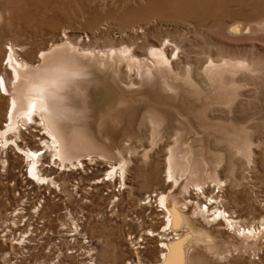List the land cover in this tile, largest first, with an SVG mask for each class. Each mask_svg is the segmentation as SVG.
I'll use <instances>...</instances> for the list:
<instances>
[{
    "label": "bare ground",
    "instance_id": "6f19581e",
    "mask_svg": "<svg viewBox=\"0 0 264 264\" xmlns=\"http://www.w3.org/2000/svg\"><path fill=\"white\" fill-rule=\"evenodd\" d=\"M69 1L60 10L61 0H0V264H75L69 250L83 237V264H264V56L193 57L187 40L257 33L264 0H113L123 6L108 15ZM76 9L88 26L109 17L121 28L68 30L84 17ZM66 46L73 52L57 54ZM166 68L176 93L161 88ZM119 74L137 86L118 85ZM102 78L116 86L115 102ZM138 112L145 142L133 160L106 127L120 134ZM119 214L139 241L128 229L129 256L107 261L88 234Z\"/></svg>",
    "mask_w": 264,
    "mask_h": 264
},
{
    "label": "rangeland",
    "instance_id": "374dc122",
    "mask_svg": "<svg viewBox=\"0 0 264 264\" xmlns=\"http://www.w3.org/2000/svg\"><path fill=\"white\" fill-rule=\"evenodd\" d=\"M20 1H22V0H20ZM64 1V2H63ZM67 1H69V0H61V5H59V9L60 10H62V8L61 7H64L65 5H68L69 4V2L70 3H72L71 1H69V2H67ZM82 2H84L83 0H81ZM115 1V0H114ZM113 0H92L91 2H90V0H88V2L87 1H85L86 2V5H87V3H91L90 5H95V6H98V8H97V10H99L98 12H100V13H106L107 15H108V11L113 7V9H118V5H120V9H121V7L123 6V5H121V4H119V3H115ZM131 1L132 0H130V3H131ZM66 2H67V4H66ZM94 2V3H93ZM21 3V2H20ZM93 3V4H92ZM62 4H63V6H62ZM89 4H88V6H89ZM74 7H77L78 8V5L77 4H74L73 5ZM94 6V7H95ZM116 6V7H115ZM115 7V8H114ZM58 9V10H59ZM104 9V10H103ZM77 10V9H76ZM78 10H80L79 12H83L82 10L83 9H78ZM78 10H77V12H78ZM85 11V10H84ZM121 11V10H120ZM122 11H123V9H122ZM121 11V12H122ZM93 12V11H92ZM117 12V11H116ZM121 12H119V10H118V12L117 13H121ZM82 15L84 16V17H81V21H74L71 25H69V29L68 30H80V31H82V32H84V33H86V34H88L89 33V36L91 37V35L93 34V32L95 31V30H99V29H101V28H105V29H108V28H110L111 30H110V32L112 31V28H113V31L111 32V33H114V34H116V32H118V30H120V28H121V26L119 25V22L117 21V23L114 21V20H112V22H111V19H109V17H106V18H103L102 20H100L98 23H96L94 26H88V24H87V21H86V18H85V13H82ZM108 19V20H107ZM109 21V22H108ZM137 22H135L134 24H136ZM110 26V27H109ZM113 26V27H112ZM119 26V27H118ZM112 27V28H111ZM260 27V26H259ZM262 28L261 29H259L258 28V31H257V33H251V34H247L248 32H249V30H246L245 31V37L244 36H235V37H233L232 39L231 38H229V39H227V38H225V39H222V41L221 42H217V41H214V39H187L189 42H190V46L191 47H195L194 48V51L195 52H193V57L194 56H197V54L198 55H200V54H204V52L205 53H207L209 50L211 51V52H214V53H226V54H228V53H232V54H234V55H240V56H246V55H248L249 53V55H255V56H258V55H260V56H264V26H261ZM117 29V30H116ZM115 31V32H114ZM260 31V33H258ZM49 33V35H48V33ZM46 33H47V35H48V37L49 36H51V29H48V30H46ZM238 33H240V32H238ZM115 36V35H114ZM248 39H247V38ZM241 38H243V39H241ZM246 38V39H245ZM106 39V37L105 38H101L100 40H98L97 41V43H96V46H97V44H98V46H97V48H99V46H100V50H105L106 49V47L108 46V44H105V43H107V41L105 40ZM165 41H168V40H170V41H173V42H178L180 39H164ZM176 40V41H175ZM224 40V41H223ZM88 41V40H87ZM209 41L211 42V44L209 43ZM232 43H230V42ZM217 42V43H216ZM91 43H93V42H91ZM90 42H89V44H91ZM104 43V44H103ZM118 44L119 43H121V41L119 40V42H117ZM192 43V44H191ZM203 43V44H202ZM236 43V44H235ZM198 44H199V46H198ZM208 44H210L209 45V47L207 46ZM206 45V46H205ZM220 45H221V47H220ZM226 45V46H225ZM93 46V45H92ZM227 47V48H225V47ZM104 47V48H103ZM223 47V48H222ZM235 47V48H234ZM237 47V48H236ZM225 49V50H224ZM73 48H72V46H66V47H61L60 49H58V51H57V54H59V55H66V54H69V53H72L73 52ZM204 51V52H200V51ZM207 50V51H206ZM222 50V51H221ZM230 51V52H229ZM249 52V53H248ZM197 53V54H196ZM237 53V54H236ZM181 55H185L184 53L183 54H180V56ZM181 58H183V56H181ZM181 71V70H180ZM183 72V71H182ZM118 78H119V82H120V84L118 83V85H121L123 88H127V89H130V88H132V87H136L137 85H134L135 83V81H132L131 83H128V82H125V81H123L122 79V76H121V74H119L118 75ZM102 82H103V84L101 85L102 86V89H103V91H104V93H107L110 97L109 98H111L112 99V101H114L115 102V100H116V98L119 96V92H118V90H117V88H116V86L109 80V79H106V78H102V80H101ZM115 82V81H114ZM118 82V81H117ZM116 83V82H115ZM117 84V83H116ZM160 84H161V88H163L164 89V85L166 84L167 85V87L168 88H170V91H172L173 93H176V91H177V89H179L180 88V86L178 85V83L176 82V81H174V79L172 78V75H171V72H170V70L169 69H167L166 68V70H165V73H164V78L163 79H161V81H160ZM159 84V85H160ZM263 87H264V85H263ZM181 89V88H180ZM184 91V90H183ZM261 97V99H260V103L261 104H264V88H263V91H262V94L260 95ZM97 97H98V95H97ZM22 98H24L23 100L26 102V104H28V102H29V99H27V97H26V95L24 94V95H22ZM98 101H99V98L97 99ZM109 101V100H108ZM111 102V101H110ZM111 103H113V102H111ZM27 107V106H26ZM26 108H24L23 109V111L25 110ZM141 112H138L137 114H136V116L134 117V125L133 126H131L130 124H128L127 122L124 124V129H123V127L121 128V133L119 134V133H116L115 132V128L113 127H111L112 126V124H110L109 126H107L106 128V134L108 135V136H111L112 138H113V140H115V143H116V146H117V144H119V146H118V148L120 149V150H124V155H126L127 156V158H130L131 157V159H133V160H138V159H135V158H137L136 157V154H137V151H138V147H139V145L141 146V144H144V138H145V136H144V133H145V129L144 130H139V120L141 119ZM243 117H245V118H243ZM248 116H237V119H238V121L240 122V124H243V125H245V126H250V125H253L252 124V122H250V120H248V118H247ZM241 118V119H240ZM138 119V120H137ZM199 119L201 120V125H200V128H201V132L203 133H206L207 135H208V137H207V139H208V145L210 146V144H211V136H209V131L212 129V126L210 125L211 123L204 117V116H199ZM246 120V122H244ZM248 120V121H247ZM136 122V123H135ZM254 123L255 122H257V120H255V121H253ZM126 124H128V125H126ZM128 128V129H127ZM175 128V124H169L168 125V127H167V129H166V132H171L173 129ZM123 129V130H122ZM170 130V131H169ZM208 132V133H207ZM36 134V133H35ZM36 135H39V134H36ZM133 136V137H132ZM165 136H168V135H165ZM132 137V138H131ZM130 139V140H129ZM146 140V139H145ZM197 139H193V141H192V144L194 143V144H196L197 142H198V140L196 141ZM161 141H162V139H158V140H154L153 141V143H152V148H150V149H152L151 151H155V149H157L159 146H160V143H161ZM13 144V142H9V146L10 145H12ZM129 148H128V147ZM136 146V147H135ZM123 148V149H122ZM131 149V150H130ZM214 153H212V151L211 150H208V152H205V157L207 158H209V157H214ZM117 161V160H116ZM171 168L173 169L174 168V165H173V163L171 162ZM213 166H215V164H213ZM45 167L46 166H44L43 167V169H45ZM211 173V172H210ZM60 174V173H59ZM58 174V176H57V178L58 179H60L61 181H64L63 180V177H61V176H65L63 173H62V175L60 176ZM101 173H99V175H98V177H96L97 179L98 178H101V175H100ZM100 176V177H99ZM102 177H103V175H102ZM67 178H69L70 180H72V177L71 176H67ZM205 179H208V176H205L204 177ZM57 179V180H58ZM91 179H92V176H91ZM90 179V180H91ZM139 188V187H138ZM151 190V187H149L148 189L146 188V189H142V190H138L139 192H140V194H142L140 197H142L143 196V194H144V191L145 192H147V191H150ZM106 193H109V191L108 192H106ZM105 193V194H106ZM125 199V198H124ZM124 199H122L121 201H123ZM124 202V201H123ZM122 203V202H121ZM126 203H128V204H126ZM123 204V203H122ZM124 205H127V206H129L130 207V204H129V202L127 201V199H125V202H124V204H123V207L125 208V210H124V208H123V210L124 211H126L127 213H128V210L129 209H132V208H129L128 207V210H127V206H124ZM130 211V210H129ZM132 212V211H131ZM148 213H150V211H148ZM121 214H119L117 217L119 218V220L118 219H116V217L114 218V219H112V218H106L107 220V222L106 221H103V219H100V220H97V223H99L100 224V226H101V232H94L93 234L91 233V232H89V234L88 235H92L91 237H92V239L90 238V236H89V238L91 239V241H93V244L96 246V247H101L104 251H105V255H104V259L105 260H114L115 261V258H117L118 257V259H120V258H124V259H126L128 256H129V253L128 252H126L125 250H126V245L124 244V243H126V240L128 239L126 236H125V234L127 233V232H129V231H131V230H134V231H131L130 233H132V234H128V235H132V236H137L136 237V239H138V241H139V232H138V230H140L139 229V227L136 225V226H133V227H129V226H126V228H125V225L123 224L122 225V222L121 221H123V222H125V220L123 219L125 216H120ZM120 217L122 218L121 220H120ZM108 219H110V220H108ZM113 223H111V222ZM116 221H118L117 223H116ZM96 222V221H95ZM108 223V224H107ZM102 224V225H101ZM103 224H104V226H103ZM106 224V225H105ZM109 224H111V225H113V226H111V225H109ZM116 224H119V225H116ZM122 226H121V225ZM117 226V228H116V226ZM106 226V227H105ZM120 226V227H119ZM108 227H110L109 229H108ZM111 227H114V228H112L111 229ZM123 229H122V228ZM129 227V228H128ZM103 228V229H102ZM107 228V229H106ZM119 228H121L120 230H119ZM128 229H129V231H128ZM102 230H103V232H102ZM117 230H118V233H117ZM125 231V233L123 232V231ZM110 231V232H109ZM115 231V232H114ZM120 231V232H119ZM113 233V235L114 236H116L117 234H120V235H117V237H115L114 238V236H111L112 235V233ZM138 232V233H137ZM102 233V234H101ZM123 233V234H122ZM135 233H137V234H135ZM108 234V235H107ZM124 235V237H122ZM111 236V237H110ZM109 238V239H108ZM117 238V239H116ZM122 238V239H121ZM126 240H125V239ZM113 239V240H112ZM117 240V241H115V240ZM86 240H88V239H86V238H82V239H79L77 242L78 243H76V248H73V249H71V250H69V252L70 251H74L75 253H73V256L72 257H74V259H76L75 261H76V263L75 264H79V262H80V264H83V263H85L86 262V260H88V259H85L86 257H85V250H87L89 247H87L88 245H89V243H86L85 244V242L84 241H86ZM97 242H96V241ZM102 240V241H101ZM98 241H100V242H98ZM121 241V242H120ZM125 241V242H124ZM128 241H129V239H128ZM80 242V243H79ZM84 243V244H83ZM99 243H101V244H104V245H100ZM123 243V244H122ZM88 244V245H87ZM109 244V245H108ZM115 244V245H114ZM125 247H124V246ZM122 246H123V248H122ZM128 246L130 247V244L128 243ZM94 247V246H93ZM80 248V249H79ZM125 248V249H124ZM131 248V247H130ZM84 251H83V250ZM123 249V250H122ZM134 248L132 247V251H135V250H138L139 252L141 251L140 250V248L139 249H134ZM79 250V251H78ZM143 250V249H142ZM83 252V253H82ZM110 252V253H109ZM123 252H125L124 254H123ZM81 253V254H80ZM128 253V254H127ZM111 256H110V255ZM77 255H79V256H77ZM84 255V256H83ZM108 255V256H107ZM114 255H116V256H114ZM141 255H143L142 253H141ZM122 256V257H121ZM85 257V258H84ZM82 258H84L83 260H81ZM78 260H80V261H78ZM85 260V261H84ZM50 261H52V259L50 260ZM78 261V262H77ZM84 261V262H83ZM68 263H70V262H68ZM54 264H60V263H56L55 261H54ZM63 264V263H62Z\"/></svg>",
    "mask_w": 264,
    "mask_h": 264
}]
</instances>
